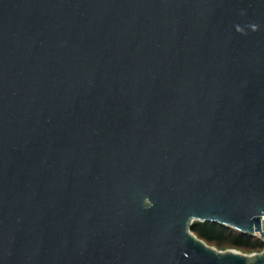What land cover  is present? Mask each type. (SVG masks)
<instances>
[{
	"label": "water",
	"instance_id": "obj_1",
	"mask_svg": "<svg viewBox=\"0 0 264 264\" xmlns=\"http://www.w3.org/2000/svg\"><path fill=\"white\" fill-rule=\"evenodd\" d=\"M263 221L264 0H0V264H264L192 233Z\"/></svg>",
	"mask_w": 264,
	"mask_h": 264
},
{
	"label": "trees",
	"instance_id": "obj_2",
	"mask_svg": "<svg viewBox=\"0 0 264 264\" xmlns=\"http://www.w3.org/2000/svg\"><path fill=\"white\" fill-rule=\"evenodd\" d=\"M192 233L209 246L223 252L236 250L248 255L264 252V238L260 236L251 237L216 223L195 222Z\"/></svg>",
	"mask_w": 264,
	"mask_h": 264
},
{
	"label": "bare ground",
	"instance_id": "obj_3",
	"mask_svg": "<svg viewBox=\"0 0 264 264\" xmlns=\"http://www.w3.org/2000/svg\"><path fill=\"white\" fill-rule=\"evenodd\" d=\"M262 229H263V231H264V221H263V223H262Z\"/></svg>",
	"mask_w": 264,
	"mask_h": 264
},
{
	"label": "clouds",
	"instance_id": "obj_4",
	"mask_svg": "<svg viewBox=\"0 0 264 264\" xmlns=\"http://www.w3.org/2000/svg\"><path fill=\"white\" fill-rule=\"evenodd\" d=\"M253 28L255 29V26H253Z\"/></svg>",
	"mask_w": 264,
	"mask_h": 264
},
{
	"label": "rangeland",
	"instance_id": "obj_5",
	"mask_svg": "<svg viewBox=\"0 0 264 264\" xmlns=\"http://www.w3.org/2000/svg\"><path fill=\"white\" fill-rule=\"evenodd\" d=\"M248 255V254H247ZM250 255V254H249Z\"/></svg>",
	"mask_w": 264,
	"mask_h": 264
}]
</instances>
